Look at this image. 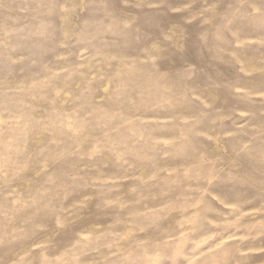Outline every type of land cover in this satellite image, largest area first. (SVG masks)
Segmentation results:
<instances>
[{
	"label": "clouds",
	"instance_id": "obj_1",
	"mask_svg": "<svg viewBox=\"0 0 264 264\" xmlns=\"http://www.w3.org/2000/svg\"><path fill=\"white\" fill-rule=\"evenodd\" d=\"M252 200L264 0H0V264H264Z\"/></svg>",
	"mask_w": 264,
	"mask_h": 264
},
{
	"label": "rangeland",
	"instance_id": "obj_2",
	"mask_svg": "<svg viewBox=\"0 0 264 264\" xmlns=\"http://www.w3.org/2000/svg\"><path fill=\"white\" fill-rule=\"evenodd\" d=\"M246 54L250 55L251 53L246 50ZM235 59H239V58L235 57ZM240 64L241 65L243 64L242 60H240ZM216 70L218 72L222 73V75L228 79H231L235 76L234 70L229 66V64L227 62H225L223 64H217ZM245 71H246V69L242 68L240 74L243 75ZM172 171H173V169L170 168L169 173L171 174ZM221 190H223V189H221ZM176 195H178V193L170 194V197L166 196V197H163L157 201H152V202H150L149 207L164 210L165 205L167 203H169L170 198L175 199ZM244 198L251 199V193H249ZM193 211L194 210L189 209V211L186 212L183 216H180L179 219L189 221L192 214H193ZM243 211L248 214L246 216V219L249 220V222H251V223L255 224V223L260 222L262 219H264V212L261 211L259 202L256 200H252V202L250 204L246 205L244 207ZM172 216L173 217L176 216V213H173ZM169 220L171 221L172 217H169ZM187 226L191 227V224L188 223ZM185 230H187V229H185ZM233 231L234 230L230 229L228 232L222 233L221 237H216L212 240L207 241V243L202 245V250L204 252H208V253H211L212 255H215V253H212V249L218 250L222 245H226L228 243H231L232 242L231 241V235H232ZM236 235L237 236L243 235V232L236 233ZM261 239H264V237H261ZM249 243H250L249 241H245V244H244L245 250H247ZM255 243L258 244L259 241L255 242ZM253 255L256 259L264 258V253L255 252V253H253Z\"/></svg>",
	"mask_w": 264,
	"mask_h": 264
}]
</instances>
